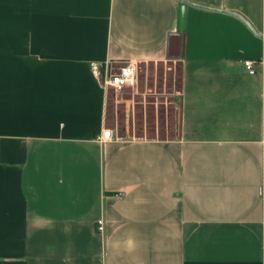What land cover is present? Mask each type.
Segmentation results:
<instances>
[{"label":"crops","instance_id":"crops-1","mask_svg":"<svg viewBox=\"0 0 264 264\" xmlns=\"http://www.w3.org/2000/svg\"><path fill=\"white\" fill-rule=\"evenodd\" d=\"M165 60L177 134L107 126ZM0 264H264V0H0Z\"/></svg>","mask_w":264,"mask_h":264},{"label":"rangeland","instance_id":"rangeland-1","mask_svg":"<svg viewBox=\"0 0 264 264\" xmlns=\"http://www.w3.org/2000/svg\"><path fill=\"white\" fill-rule=\"evenodd\" d=\"M181 67L171 60L137 64V84L116 90L108 87L105 121L137 136L174 137L178 130Z\"/></svg>","mask_w":264,"mask_h":264},{"label":"built area","instance_id":"built-area-1","mask_svg":"<svg viewBox=\"0 0 264 264\" xmlns=\"http://www.w3.org/2000/svg\"><path fill=\"white\" fill-rule=\"evenodd\" d=\"M244 68L249 73H254V60L246 58L242 60ZM102 82L105 87L112 86L116 90H120L124 87H134L137 84V64L135 62H127L126 64L115 69L112 67H106L101 71ZM97 138L100 141L111 140L118 138L114 135L110 128H102ZM98 229L102 228V220H98Z\"/></svg>","mask_w":264,"mask_h":264},{"label":"water","instance_id":"water-1","mask_svg":"<svg viewBox=\"0 0 264 264\" xmlns=\"http://www.w3.org/2000/svg\"><path fill=\"white\" fill-rule=\"evenodd\" d=\"M177 36V45H178V50H179V52H180V47H181V36L179 35V34H177L176 35ZM172 40V39H171ZM170 40V41H171ZM179 52L177 53V55L176 56H178L179 55Z\"/></svg>","mask_w":264,"mask_h":264}]
</instances>
